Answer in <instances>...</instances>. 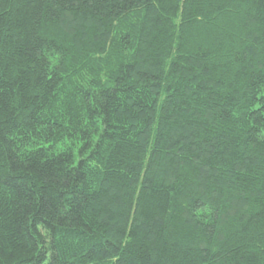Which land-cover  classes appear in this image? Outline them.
Returning a JSON list of instances; mask_svg holds the SVG:
<instances>
[{"label": "trees", "instance_id": "trees-1", "mask_svg": "<svg viewBox=\"0 0 264 264\" xmlns=\"http://www.w3.org/2000/svg\"><path fill=\"white\" fill-rule=\"evenodd\" d=\"M0 264H264V0H0Z\"/></svg>", "mask_w": 264, "mask_h": 264}]
</instances>
